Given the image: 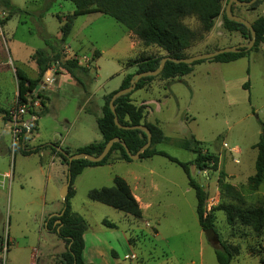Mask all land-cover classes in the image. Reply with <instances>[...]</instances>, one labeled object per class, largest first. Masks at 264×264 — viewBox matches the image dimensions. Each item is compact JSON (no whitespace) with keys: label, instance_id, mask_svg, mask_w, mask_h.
<instances>
[{"label":"rangeland","instance_id":"1","mask_svg":"<svg viewBox=\"0 0 264 264\" xmlns=\"http://www.w3.org/2000/svg\"><path fill=\"white\" fill-rule=\"evenodd\" d=\"M12 1L22 10L11 18L6 28L3 26V55L7 58V54L11 52L13 57H17L23 70L31 77H36L37 69L32 62V55L47 49L46 37L61 34V26L75 6L67 0ZM247 8L239 7L236 13L238 16L252 13L250 17L256 20L264 14V0L256 11ZM4 11L0 8V13ZM61 16L65 18L62 23ZM2 17L6 19L8 12L5 11ZM185 23L193 30L200 31L195 18L187 19ZM75 26L64 44V50L65 46L73 49L79 42L89 39L102 54L97 60V69H86L88 73L74 69V74L71 75L63 73L65 69L58 64L52 65L51 70L54 71L56 80L53 87L56 90L51 93L48 91L51 86L46 88L49 98L46 104L48 113L44 112L39 118V136L35 133L25 140L29 148L60 144L61 149L69 150L73 155L82 147L102 141L97 120L102 116L103 95L107 91L119 89L128 73H137L138 66L133 65L135 60L146 59L138 55V49L132 47L126 29L109 16L99 13L80 16ZM218 30L224 32L225 29L222 26ZM208 36L209 33L203 34L202 38L187 49L186 57L214 52L212 48L204 50L203 44L209 41ZM220 37L221 35L218 38ZM239 37L227 34L220 38V43L228 48ZM255 53L254 51L248 59L231 64L215 65L210 60L204 61L195 65V72L182 81L169 83L157 76L149 93L141 90L132 94L135 101L150 100L151 105H145L146 121L158 123L169 139L158 145V150L182 163H192L194 153L182 149L179 142L195 138L202 143L204 150L221 160L216 171L211 169L200 172L195 166H190L193 179L208 194L205 214L223 201L219 188L222 171L226 173L222 180L242 193L247 206L264 202V184L258 191L248 188V179L255 175L257 151L253 147L259 141L260 123H264V53ZM65 54L70 59L71 55L66 50ZM13 75L9 72L0 76V99L3 105H8V101L15 98L17 89ZM78 76L83 78L82 82ZM57 78L60 83H57ZM247 82L251 86L249 90L243 88ZM46 92L40 94L45 95ZM90 94L94 99L86 103ZM16 104L17 101L14 106ZM8 139L12 150L8 156L11 168H16L18 173L34 174L41 161L40 156L22 155L20 146L13 150L11 133ZM42 156L44 161L49 158L45 153ZM238 160L239 163L236 162ZM57 166L58 162L51 166L47 194L49 211L64 209L62 191L67 180ZM151 170L155 172L154 175L150 174ZM115 177L126 179L131 186L134 185V177L143 179L144 184L140 186L139 192H135L144 206L142 219L127 216L89 200V191L112 187ZM41 181L43 183L45 180L41 178ZM62 182L65 183L63 186ZM73 188L77 194L71 201L72 208L89 224L87 249L96 238L103 248L111 247L115 250L117 256L110 252L109 260L118 257V264H218L215 251L221 249L222 243L239 250L231 264H261V260H264V235L238 223L230 225L222 211L215 213L214 223L219 243L207 239L199 224L195 191L189 186L183 169L164 157L137 160L130 166L118 163L112 167L89 168L76 179ZM19 192H22L20 196L15 191L13 194L8 184L0 189L2 242L6 241L9 233L12 236L16 231L20 233L16 228L19 218L16 206L19 202L30 200L31 193L27 188ZM147 204L150 205L146 207ZM20 218L21 230L27 232V238H20L18 244L10 246L9 256L7 254L6 261L0 264H10L11 261L16 264H32L35 249L38 252L35 254L37 259L34 264H59L56 260L59 257L57 249L62 240L52 231L50 235L47 233V219L44 226L40 224L42 215L37 212L23 213ZM104 221L114 224L116 228L105 226ZM130 240L134 241L133 245ZM133 254L137 260L125 258L126 255ZM40 256L45 257L46 262L41 261ZM92 259L93 264H108L106 258Z\"/></svg>","mask_w":264,"mask_h":264},{"label":"trees","instance_id":"2","mask_svg":"<svg viewBox=\"0 0 264 264\" xmlns=\"http://www.w3.org/2000/svg\"><path fill=\"white\" fill-rule=\"evenodd\" d=\"M70 1L74 4L75 11L66 18V21L62 25L61 38L46 37L45 44L47 49L39 50L31 57L32 61L37 66L38 77L36 79H30L23 71L16 69L18 98L20 100H23L24 96L28 93L37 90L46 72L49 71L55 63L72 75L74 74V69L88 73L86 68L80 67L77 62L67 59L63 53L64 44L72 32L74 22L80 16L94 13L109 16L136 36L145 46L157 47L165 53L166 56L175 59L187 58L185 51L194 45L198 39L202 38L203 34L210 33L219 17H222L223 27L228 32L239 33L246 41L251 40V32L246 26L227 18L225 0ZM261 2L262 0H259L247 9L255 11L258 9ZM0 8L8 12V17L2 21L3 23L8 22L15 14L21 12L19 8L13 5L12 0H0ZM237 8L239 7L233 5L232 12L234 15L238 16V14L234 12ZM190 18H195L198 21L200 31L193 30L186 25L185 21ZM60 22L62 23V19H60ZM252 26L256 32V44L253 49L250 51L242 49L239 53L219 55L210 61L222 64L232 63L246 57L251 52L257 51L261 44H264V16L256 19L252 23ZM99 57L100 54L95 52L94 58L98 59ZM163 58V56H160L135 60L133 65L138 66L137 73L127 75L119 90L130 87L131 81L138 74L157 70ZM203 62L204 61H199L192 65L167 62L159 77L163 80L185 77L192 72L195 65ZM154 79L155 77H145L141 79L132 93L122 96L114 102L116 117L121 125H142L152 134L151 147L141 155L140 159H150L155 156L164 157L183 169L188 178L189 186L195 191L197 199L196 211L202 230L214 229L215 213L217 211H222L230 225L238 223L243 227L252 229L253 232L257 234L264 235V202L259 201L256 205L247 206V202L242 193L233 185L222 180V177H226V173L223 171L221 174L222 177L219 180V188L222 193L223 201L214 207L208 214H205L204 208L208 200V194L202 189L201 185L193 179L190 166H195L200 172L211 169L216 171L218 170L220 161L218 156L210 153L206 149L204 150L201 147L203 146L201 142L197 141L195 138L179 142V146L182 149L194 153L195 159L192 163H182L156 148L158 145L168 142L169 139L165 136L159 125L146 121L147 106H137L131 99L134 92L144 89L146 85ZM118 91L104 98L102 117L97 120V126L102 136V141L82 147L75 153L99 156L110 140L120 138L121 142L113 145L110 153L102 162L93 163L86 159L69 162V158L66 154L69 156L72 155L67 150L61 149L59 144H43L35 148H29L25 144L24 134L26 131L19 144L20 153L24 156L39 155L44 151H50L52 155L60 158L62 164L67 167V179L69 175L71 176V185L69 187V194L64 203L65 211L63 215L61 217H53L47 221L49 230L56 234L65 244V251L61 255L60 264H90L85 262L83 256L85 250L84 235L88 230V223L82 216L73 212L70 202L75 195L73 185L77 177L87 168L102 167L110 164L114 154H118L119 158L123 161L132 162L122 143L127 146L132 154H137L147 143V135L142 130H122L116 126L114 122L115 115L111 111L110 102ZM42 99V105L44 107L45 100L43 97ZM40 112L41 111L36 113L38 117ZM8 113L7 110L0 107V115L7 118ZM260 124L261 133L259 141L253 147L257 151L255 175L248 179V188L251 191H258L260 186L264 184V123L261 122ZM88 198L92 202L106 205L127 216L137 219L142 218V209L132 194L129 185L122 178L116 177L112 187H104L90 191ZM56 221H60V224L54 227ZM104 225L109 228H116L114 224L108 221H104ZM238 253V248L224 243L221 244V249L215 251L218 264H231L233 258ZM261 264H264V260H261Z\"/></svg>","mask_w":264,"mask_h":264},{"label":"crops","instance_id":"3","mask_svg":"<svg viewBox=\"0 0 264 264\" xmlns=\"http://www.w3.org/2000/svg\"><path fill=\"white\" fill-rule=\"evenodd\" d=\"M56 1V0H54ZM67 1H70V0H67ZM229 0H225V5H227ZM71 2V1H70ZM13 3V1H12ZM72 3V2H71ZM73 4V3H72ZM14 6H16L14 3H13ZM74 5V4H73ZM237 7H240L238 5H235ZM18 8V7H17ZM20 10H22L21 8H19ZM75 11V9H74ZM74 11L71 13V15L74 13ZM256 11V10H255ZM5 12V11H4ZM4 12H1L0 14L1 15H4ZM236 12V11H234ZM264 13V10L263 12ZM96 14V13H94ZM252 13H249V14H246V15H239L240 17H243L244 19H246L248 22H250L251 24L255 21V18L254 17H250L252 16L251 15ZM90 15H93V14H90ZM249 18H248V17ZM262 16H264V14H262ZM261 17V16H260ZM62 20H64L65 18L62 17ZM259 18V17H258ZM257 18V19H258ZM11 20V19H10ZM9 20V21H10ZM77 20V19H76ZM76 20L74 22V25H73V29H72V32L71 34L73 33L74 31V28L76 27L75 26V23H76ZM8 21V22H9ZM8 22L6 23V25H4V27L6 28L7 27V24ZM62 25V24H61ZM223 26V19L222 17H219L217 20H216V23H215V26L213 28V30L209 33V41L211 42H205L203 44V47L205 48L204 50L206 51V49L208 50V48H212L214 51H216L215 48H218L219 49H223V48H226L224 45H222L220 43V38H222L223 36L225 37L227 34H236V35H239L240 37L236 40L237 42L236 43H231L233 45H229V47H233V46H240V45H245L247 43V41L239 34V33H231V32H228V31H225L224 32H220V30H218L220 27ZM62 27V26H61ZM127 33H128V36L131 40V44H132V47H135V49L139 50L138 52V55L140 54L141 57H145V58H152V57H160V56H163L165 57L166 54L163 53L159 48L157 47H153V46H150V47H147L145 46L136 36H134L131 32H129L128 30H126ZM70 34V35H71ZM11 35V34H10ZM221 35L220 38H218L219 36ZM12 38H13V35H11ZM61 34H59L58 36H56V38L60 39L61 38ZM70 37V36H69ZM79 42V41H78ZM2 44H1V40H0V76H2L4 73L5 74H8L9 72H12L14 75V79H15V83H16V92H15V98L11 101H8V105H3L2 100L0 99V107L4 108L5 110H7L8 112L14 107V104L16 103V100H17V95H18V87H17V79H16V69H20L21 71H23L30 79H36L38 76V69H37V66H36V69H37V73H35L36 77H31L29 74H27L22 66H21V63L19 62V60L17 59V57H13L12 56V53L9 52V54H7V58L6 56L3 55V48H2ZM86 48L88 49L86 51ZM65 50L67 53H69L70 55H77L79 57H87V58H91V69H97L96 67V63H97V60L101 57V52L95 47V44L93 42H91L89 39L86 38V40H84L83 42H79L73 49L72 47H66L65 46ZM65 50H64V47H63V53L64 55L66 56L65 54ZM189 50V49H188ZM204 51V52H205ZM258 51V52H257ZM255 51L256 53L255 54H260V53H264V44H261V47ZM95 52H98L100 54V57L98 59H95L94 58V53ZM213 52V51H212ZM157 53V54H156ZM253 52H251L250 54H248L246 57L242 58V59H248V57L251 56ZM139 55V56H140ZM156 55V56H154ZM138 57V56H137ZM9 59H11V62H12V66L9 65ZM30 59V57H29ZM137 59V58H135ZM135 59H132L133 61ZM242 59H239L235 62H232V63H236V62H239L240 60ZM70 60V59H69ZM130 60V61H132ZM33 62V61H32ZM34 63V62H33ZM129 63V62H128ZM210 63H214L215 65L217 64H222V63H215V62H210ZM227 64H231V63H227ZM213 65V64H212ZM195 67V66H194ZM193 67V70L190 74L186 75V76H189V75H192L194 72H195V68ZM92 69V70H93ZM134 70H136V68H134ZM67 71L66 70H63V73H66ZM62 73V74H63ZM68 74H70L69 72H67ZM133 73V72H132ZM132 73H128V75L132 74ZM61 75V74H60ZM72 75V74H71ZM185 76V77H186ZM78 78L80 79V81L82 82L83 78L79 77ZM184 77H181V78H176V79H173V80H164V81H167L169 83H172V82H176V81H182ZM56 82V81H55ZM59 82V78H57V83ZM60 83V82H59ZM155 81H151L150 83H148L146 85V87L142 90L146 91L147 93L148 90L152 89L153 88V85H154ZM63 85V84H62ZM79 85H82L81 83H79ZM121 87V86H120ZM119 87V89H120ZM48 88V87H47ZM50 88V86H49ZM243 88L249 90L251 89V86H250V83H245L243 85ZM119 89H115V90H112V91H107L104 95H103V99L105 98V96L115 92V91H118ZM55 90L56 88L53 87V85H51V89H49L48 91H50L51 93H55ZM45 92L47 91L46 89L44 90ZM141 91V90H139ZM42 97L44 98V102H45V106L43 107L42 110H40V115L38 117V121H37V129H36V136L38 137V131H39V118L41 117V115L44 114V112L48 113V109L46 107V104L49 102V98H48V95H47V92L45 95H42ZM93 95L90 94L88 96V99L86 101V103H90L92 100H93ZM131 99L132 101L134 102L135 105L137 106H140V105H151L150 103V100L149 99H143V100H139V101H135V99L132 98L131 96ZM141 101V102H140ZM83 110V109H82ZM102 117V116H101ZM26 121H29L30 118L29 117H26L25 118ZM149 122V121H148ZM149 123H152V122H149ZM153 124H157L158 123H153ZM12 125V122L8 119V116L7 118H5L3 115H0V189L4 188L7 184L10 185L11 187V191L13 192L14 194V191L16 193L17 196H20L22 194V192H19V190H22L24 191L25 188H27L29 191H30V196H31V199L30 200H27L26 202H19L16 206V211L17 213L19 214L18 215V219L16 221L17 223V230H20L18 233V231H16V233L12 236L11 233H9L7 239H6V242L8 243V246H9V252H10V246H13L14 244H18V240L20 238H27V232L25 230H21L22 229V225L20 224L21 222V218L20 216L23 214V213H30V212H37L38 214H41L42 215V220L40 221V224L44 225L45 224V221L47 219L50 220L51 218L53 217H56L57 214H60L62 210H59V211H49L48 210V183H49V179H50V173H51V166L52 165H55L56 162H58V166L56 168L60 169L62 171L63 174L66 175V180L68 181L67 179V168L65 165L62 164L61 162V159L58 158L57 156L55 155H52L50 153V151H44L42 152L41 154H39L40 158H41V161L39 163V165L36 167L35 169V173L34 174H23L22 172H17L16 168H11V165H10V161H9V158L8 156L11 155V148L9 147L8 145V135H10L11 131H10V127ZM101 142V141H100ZM59 146L61 147V145L59 144ZM65 150V149H64ZM234 151H238V150H235L233 149ZM68 152L71 154V152L68 150ZM47 154L49 156V158L47 160H43V156ZM156 157V156H155ZM154 158V157H153ZM152 159V158H150ZM138 160H147V159H138ZM237 160V159H236ZM137 160L133 161L132 162H126V161H123L119 158V155L118 154H114L113 157H112V161L110 164L108 165H105V166H102V167H92V168H104V167H112L114 165H117L118 163H125L126 165L130 166L132 165V163L136 162ZM220 163L221 160H220ZM238 163H239V160H238ZM222 166V164H221ZM222 168V167H221ZM89 168L85 169V170H88ZM84 170V171H85ZM83 171V172H84ZM154 171L151 170L150 171V174L151 175H154ZM35 177V178H34ZM79 177V176H78ZM77 177V178H78ZM41 178L44 179L45 181H41ZM116 178V177H115ZM114 178V179H115ZM121 178V177H119ZM123 179V178H122ZM126 181V179H123ZM67 181H66V184H67ZM76 181V180H75ZM127 182V181H126ZM25 185V188L23 187V185ZM65 183L62 182V186L64 185ZM127 184L129 185L131 191H132V194L134 195L135 199L137 200V202L139 203L140 205V208L142 209V214H143V205H142V199L139 198L138 195L135 194V192H139L140 190V186L144 184V181L142 178L140 177H134V185H130L128 182ZM153 184H151L149 187L151 188ZM74 186V185H73ZM145 187V186H144ZM18 192H17V190ZM74 192H75V195L74 197L76 196L77 192L76 190L73 188ZM92 191V190H91ZM90 192V191H89ZM89 194V193H88ZM73 197V198H74ZM72 198V199H73ZM71 199V201H72ZM70 201V202H71ZM150 204H147L145 205L146 207H148ZM72 206V205H71ZM73 210V208H72ZM74 213H76L74 210H73ZM78 214V213H76ZM80 215V214H78ZM81 216V215H80ZM83 217V216H82ZM143 217V215H142ZM84 218V217H83ZM85 219V218H84ZM137 219V218H136ZM142 219V218H140ZM87 222V221H86ZM88 223V222H87ZM58 224V222L56 221L54 223V227ZM45 226V225H44ZM47 227V225H46ZM47 233L50 235L51 233V230H49V228L47 227ZM89 231V224H88V230L86 231L85 235H84V241H85V250H84V253H83V256H84V260L86 263H90V264H93V259L92 257L96 258V259H105L106 262L108 264H118V257H116L114 260H109V254L110 252L114 255V256H117V254L115 253V250L111 247H108L107 249L103 248L100 244V240H95L93 241V243L91 244L90 248L87 249V244H86V236H87V233ZM23 232V233H22ZM2 238L0 237V240ZM4 240V239H3ZM8 240V241H7ZM134 241H131L130 240V243L131 245H133ZM59 252V257L58 259H56L58 261V263L60 264V258H61V255L62 253L65 251V245L63 244L62 241H60V245L58 246V249H57ZM9 252H8V256H9ZM38 251L35 249L32 256H33V260H32V264L35 263L36 259H37V256L35 257V254L37 253ZM88 254H90V256H88ZM37 255V254H36ZM126 259L128 260H137V257L136 255H126L125 256ZM40 259L41 261H45L46 262V258L43 257V256H40ZM117 259V260H116ZM116 260V261H115ZM9 264V263H8ZM10 264H16L14 262H10Z\"/></svg>","mask_w":264,"mask_h":264},{"label":"water","instance_id":"4","mask_svg":"<svg viewBox=\"0 0 264 264\" xmlns=\"http://www.w3.org/2000/svg\"><path fill=\"white\" fill-rule=\"evenodd\" d=\"M259 0H250V1H245V0H229L227 5H226V15H227V18L231 21H234V22H237V23H240L244 26H246V28L251 32V40L249 41V44H245V45H240V46H233V47H228V48H223V49H219V50H216L214 52H208V53H204V54H200V55H196V56H193V57H190V58H182V59H175V58H172L170 56H166L162 59L161 61V64H160V67L155 70V71H148V72H144V73H140L138 74L132 81H131V84H130V87L126 88V89H123V90H119L114 96L113 98L111 99V102H110V108H111V111L112 113L115 115V124L116 126L119 128V129H122V130H142L146 135H147V143L145 146H143L141 148V150L137 153V154H132L129 149L127 148V146L122 143L124 149L126 150L128 156L131 158V160L135 161V160H138L140 159L141 155L146 151L148 150L150 147H151V144H152V134L151 132L144 126L140 125V126H123L119 123L118 121V118L116 117V111H115V106H114V102L122 97V96H125V95H128L130 93H132L136 86H137V83L145 78V77H157L159 76L162 71L164 70L167 62H173V63H176V64H186V65H192L196 62H199V61H207V60H212L214 58H216L217 56L219 55H223V54H230V53H239L241 52L242 49H244L245 51H250L251 49H253V47L255 46L256 44V32L255 30L253 29V26L250 22H248L246 19H244L243 17H240V16H236L233 14L232 12V7L233 5H238L240 7H250L252 5H254L256 2H258ZM19 126L21 127H24L25 126V123L24 122H21L18 124ZM29 134H26V137H28ZM121 140L120 138H115V139H112L110 140L103 152L101 155L99 156H92V155H87V154H75V155H72V156H69L66 154V156L69 158V162H73V161H76V160H80V159H86L90 162H93V163H99V162H102L107 156L108 154L110 153L113 145L115 143H120ZM71 176L69 175L68 177V181H67V184L65 185L63 191H62V199H63V202L65 203L66 199H67V196L69 194V187L71 185ZM64 209L63 211L60 213V214H57L56 217H61L64 213ZM58 224H60V221H57ZM58 231H59V228H58ZM207 239L210 241V242H216V243H219V236L218 234L215 232L214 229H208V230H205L204 231Z\"/></svg>","mask_w":264,"mask_h":264},{"label":"built area","instance_id":"5","mask_svg":"<svg viewBox=\"0 0 264 264\" xmlns=\"http://www.w3.org/2000/svg\"><path fill=\"white\" fill-rule=\"evenodd\" d=\"M3 20L4 18L0 14V40L2 44L5 43V35L2 24ZM70 60L77 62L78 66L80 67L91 69V58L89 59L85 56L79 57L77 55H71ZM9 64H12L11 60H9ZM51 69L46 72L41 84L36 91L25 95L23 100H20L17 95V104L8 113V119L12 122V125L9 129L13 137V150H15V148L21 143L22 136L25 131V140L28 137L34 136L36 133L38 121V116L36 113L43 108V99L40 93L43 92L47 87L53 85L56 81L54 77V71ZM26 117H29L30 120L26 121ZM21 122L25 123L24 127L18 125ZM26 134H29V136L26 137ZM236 162L238 163V161ZM4 241L2 242L0 240V262L2 263L6 261L7 254L9 252L8 243Z\"/></svg>","mask_w":264,"mask_h":264}]
</instances>
